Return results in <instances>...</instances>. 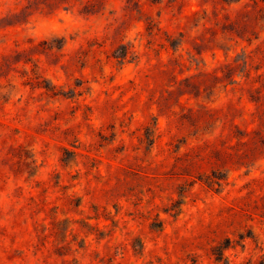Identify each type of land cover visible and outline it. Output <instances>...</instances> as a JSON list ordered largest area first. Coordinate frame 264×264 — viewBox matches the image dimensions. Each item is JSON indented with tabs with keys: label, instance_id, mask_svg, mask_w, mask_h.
Returning <instances> with one entry per match:
<instances>
[{
	"label": "rangeland",
	"instance_id": "obj_1",
	"mask_svg": "<svg viewBox=\"0 0 264 264\" xmlns=\"http://www.w3.org/2000/svg\"><path fill=\"white\" fill-rule=\"evenodd\" d=\"M0 264H264V0H0Z\"/></svg>",
	"mask_w": 264,
	"mask_h": 264
},
{
	"label": "trees",
	"instance_id": "obj_2",
	"mask_svg": "<svg viewBox=\"0 0 264 264\" xmlns=\"http://www.w3.org/2000/svg\"><path fill=\"white\" fill-rule=\"evenodd\" d=\"M123 49H121V51H122Z\"/></svg>",
	"mask_w": 264,
	"mask_h": 264
}]
</instances>
